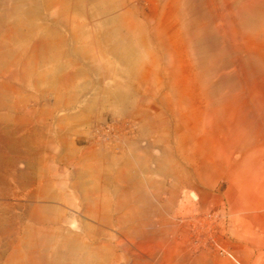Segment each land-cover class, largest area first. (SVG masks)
<instances>
[{
  "label": "rangeland",
  "instance_id": "rangeland-1",
  "mask_svg": "<svg viewBox=\"0 0 264 264\" xmlns=\"http://www.w3.org/2000/svg\"><path fill=\"white\" fill-rule=\"evenodd\" d=\"M158 161L223 199L202 264H264V0H0V264L60 263L83 164Z\"/></svg>",
  "mask_w": 264,
  "mask_h": 264
},
{
  "label": "bare ground",
  "instance_id": "bare-ground-1",
  "mask_svg": "<svg viewBox=\"0 0 264 264\" xmlns=\"http://www.w3.org/2000/svg\"><path fill=\"white\" fill-rule=\"evenodd\" d=\"M82 166L91 170L92 179L97 178L80 189L75 186L79 194L75 212L88 222L79 232L66 235L64 242H77L74 247L58 244L61 258L55 264H96L108 251L113 254L110 264L204 263L206 237L212 232L210 215L214 210L215 216L221 215L224 203L219 196H208L204 191H199L195 202L190 193L191 189H199V183H206L201 176L193 179L173 171L169 172L170 180H150L149 174L163 175L173 165L144 162L137 169L133 166L132 174L112 177L116 181L113 183L109 177L103 179L108 163ZM53 179L54 175L48 180L50 185ZM35 260L33 264H40L39 259Z\"/></svg>",
  "mask_w": 264,
  "mask_h": 264
}]
</instances>
